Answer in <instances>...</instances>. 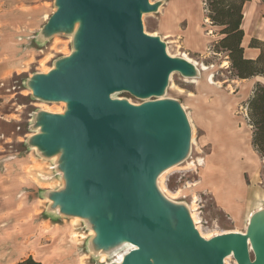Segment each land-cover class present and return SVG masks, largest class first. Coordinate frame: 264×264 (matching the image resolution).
Listing matches in <instances>:
<instances>
[{"label":"water","instance_id":"water-1","mask_svg":"<svg viewBox=\"0 0 264 264\" xmlns=\"http://www.w3.org/2000/svg\"><path fill=\"white\" fill-rule=\"evenodd\" d=\"M57 10L38 37L74 35L75 51L47 73L28 78L33 95L67 101L64 113L43 111L29 139L44 157L61 152L66 188L47 196L61 212L90 218L99 248H136L110 264H264V208L247 232L211 238L196 229L190 211L170 203L156 179L182 160L191 126L175 100L133 104L118 91L146 98L162 95L173 72L192 76L191 62L171 56L159 36L144 30L142 15L158 10L150 0H56Z\"/></svg>","mask_w":264,"mask_h":264},{"label":"rangeland","instance_id":"rangeland-1","mask_svg":"<svg viewBox=\"0 0 264 264\" xmlns=\"http://www.w3.org/2000/svg\"><path fill=\"white\" fill-rule=\"evenodd\" d=\"M17 3L26 4L29 9H25L29 14L41 9L45 24L57 10L56 0H18ZM150 4H157L158 10L142 15L144 30L150 35L159 36L174 57H183L186 53L198 61L197 65L193 64L196 67L194 75L173 72L166 91L159 96L140 98L128 91H118L112 94V98L125 99L137 105L160 98L180 103L189 117L195 142L191 140L186 156L165 171L166 186L165 193H162L170 203L184 206L190 212L191 206L196 204L198 225L203 233L234 231L240 226L220 206L217 198L223 200L233 192L240 191L236 181L238 174L245 185L264 190V157L251 144L253 128L249 124L245 101V97L248 100L252 95L259 80L264 83V77L258 75L254 88H250L251 82L246 83L233 76L228 52L219 51L216 46L221 38V27L212 25L207 18V0H150ZM251 24V21H247L249 28H252ZM48 41L42 39L33 42L41 51L28 78L39 72L47 73L75 48L72 33L58 32L52 41ZM246 55L249 56L248 51ZM47 56L51 61L44 66L42 62L46 61ZM28 78H18L0 87V169H3L4 152L12 156L35 153L29 139L39 131L40 115L45 108L54 113H63L67 109L60 101L35 97ZM10 118H15L18 123L9 124ZM215 151L221 153L216 158L217 166L210 171L208 155ZM60 156L61 152L50 158L41 157L42 169H46V178L41 175V182L56 192L66 188L65 176L57 167ZM199 159L202 161L199 162ZM252 160L257 164L255 175L249 171L254 169ZM203 177L208 179L210 186L218 185L219 193L202 186ZM167 192L174 193L171 195ZM42 197L47 203L46 212L54 223L41 238L32 236L36 244L32 253L43 257L45 264H107L114 261L115 251L121 247L120 244L99 248L94 241L96 235L88 236L93 229L90 218L61 212L46 198L47 192H43ZM73 232L87 237L76 240ZM102 251L108 253L105 262L100 259ZM229 257L230 264H237L232 256Z\"/></svg>","mask_w":264,"mask_h":264},{"label":"crops","instance_id":"crops-1","mask_svg":"<svg viewBox=\"0 0 264 264\" xmlns=\"http://www.w3.org/2000/svg\"><path fill=\"white\" fill-rule=\"evenodd\" d=\"M17 1L0 0V87L11 84L12 80L18 78H28L40 50L33 42L39 41L40 31L45 25L41 18V9L29 14L25 9L28 10L29 7ZM247 21H251L252 28H249ZM242 27L245 31V51H248V57L255 58L259 49L249 45L252 38L264 42L263 0L246 1ZM54 36L49 41H52ZM240 80L251 82L249 87L254 88L258 78L254 76ZM8 122L18 123L15 118H10ZM240 144L245 147L243 143ZM34 152L21 156H12L9 152L2 153L5 159L2 162L3 169H0V264L15 263L29 256L38 257L45 264L43 257L32 253V249L36 248L32 236L41 238L46 235L45 230L54 223L53 218L46 212L47 203L42 197V193L51 188L41 182V175L45 176L46 171L42 169L43 156H40L36 149ZM219 153L221 152L215 151L208 155L210 171L217 166L216 158ZM256 165L254 162V169L249 170L253 175L256 174ZM206 177H203L202 186L219 193L218 185L210 186ZM236 181L240 191L233 192L223 200H217H220V206L240 226L234 231L246 233L251 216L264 208V190L258 186L245 185L240 174L237 175Z\"/></svg>","mask_w":264,"mask_h":264},{"label":"trees","instance_id":"trees-1","mask_svg":"<svg viewBox=\"0 0 264 264\" xmlns=\"http://www.w3.org/2000/svg\"><path fill=\"white\" fill-rule=\"evenodd\" d=\"M248 0H207V18L212 25L221 27V38L216 43L219 51H227L233 76L246 79L253 76L264 77V42L252 38L249 47L258 48L255 58L246 55L242 27L244 4ZM264 1V0H263ZM249 124L253 128L252 145L264 157V83L258 82L253 94L246 102ZM10 264H43L41 260L29 256Z\"/></svg>","mask_w":264,"mask_h":264},{"label":"bare ground","instance_id":"bare-ground-1","mask_svg":"<svg viewBox=\"0 0 264 264\" xmlns=\"http://www.w3.org/2000/svg\"><path fill=\"white\" fill-rule=\"evenodd\" d=\"M79 25H80V21H77L76 23H75V25H74V28H75V31H72V34H73V36L76 34V32L78 31V27H79ZM168 51V53L171 55V56H173L171 53H170V51H169V49H167ZM73 51H75V49L73 50ZM73 53V52H72ZM72 53H70V54H67V56H70ZM183 57L182 58H185L186 60H188L189 62H191L192 64H195V65H197L198 63V61H195V59H193V58H191L188 54H186V53H184L183 55H182ZM51 61V59H49V57L47 56V59H46V61H43L42 62V64L44 65V66H46V63L47 62H50ZM200 64V63H199ZM199 66V65H198ZM203 67L205 68L206 66L203 64ZM203 67H202V69H203ZM47 68H49V67H46V69ZM54 68V67H53ZM52 68V69H53ZM52 69H50V70H52ZM49 70V71H50ZM49 71H47V72H49ZM170 80H172V78H171V76H170ZM32 91V90H31ZM161 99V98H160ZM54 102V101H53ZM61 103H63L64 105H68V103H67V101H60ZM45 111H48V112H50L49 111V109L48 108H45L44 109ZM54 113V112H53ZM62 113V112H61ZM64 113V112H63ZM185 114H186V117H187V119H188V122H189V124H190V120H189V117H188V115H187V113L185 112ZM190 126H191V124H190ZM39 132V131H38ZM33 136V135H32ZM30 137V136H29ZM191 140H192V142H195V136H192V130H191ZM33 149L35 150L36 149V147H33ZM55 156V155H54ZM61 157V156H60ZM202 161V159H199V162H201ZM167 169H165V170H163L159 175H158V177H157V179H156V184H157V187H158V189H159V191L160 192H163V193H165V187L164 186H166V185H164L165 183H164V177L166 176V174H165V171H166ZM45 178H46V176H45ZM181 191V190H180ZM168 194H173L172 192H167ZM169 200V199H168ZM52 201V200H51ZM194 203V202H193ZM60 208V207H59ZM190 216H191V218H192V220H193V223H194V225H195V227H196V229L198 228L199 230H200V226L198 225V221H199V217H198V213L196 212V204H193L192 206H191V212H190ZM91 230V229H90ZM198 230V231H199ZM200 232V234H202L203 236H205V238L206 237H208V238H211V237H213V236H215V235H218V234H220V233H203L201 230L199 231ZM96 233V231H95V229L93 228L92 229V231H90V233H89V235L88 236H90L91 234L92 235H96L95 234ZM73 238L74 239H76V240H79L80 238L81 239H83V238H86L87 236H85V235H83V234H79L78 232H73ZM120 248L118 249V250H116L115 251V259H114V261L112 262V263H121L122 262V260L124 259V256H125V254H127L130 250H132V249H134V248H136V246L135 245H133V244H131V243H129V242H127V241H125V240H123L122 241V243L120 244ZM107 256H108V253H106V252H103L102 251V253H101V257H100V259H101V261H103V262H105L106 260H107ZM230 260H231V257H226L225 258V264H230ZM107 264H110V263H107Z\"/></svg>","mask_w":264,"mask_h":264}]
</instances>
